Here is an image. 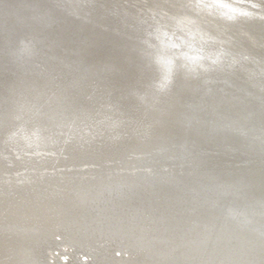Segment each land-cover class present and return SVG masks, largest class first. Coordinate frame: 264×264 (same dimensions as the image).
I'll list each match as a JSON object with an SVG mask.
<instances>
[{
  "label": "bare ground",
  "instance_id": "6f19581e",
  "mask_svg": "<svg viewBox=\"0 0 264 264\" xmlns=\"http://www.w3.org/2000/svg\"><path fill=\"white\" fill-rule=\"evenodd\" d=\"M136 147L179 155L157 174ZM0 182L54 250L74 229L106 264H264V0H0Z\"/></svg>",
  "mask_w": 264,
  "mask_h": 264
},
{
  "label": "rangeland",
  "instance_id": "374dc122",
  "mask_svg": "<svg viewBox=\"0 0 264 264\" xmlns=\"http://www.w3.org/2000/svg\"><path fill=\"white\" fill-rule=\"evenodd\" d=\"M60 21H65V19H61ZM124 39H125L126 42H129L128 40H126V38H124ZM128 45H129L130 49L132 47V51H135V50H138L139 49V48H133L132 44H128ZM134 55H135V57H134V59H135L137 55H141V54H134ZM131 59H133V58H131ZM136 70H138V72H142V70H141L140 67H138ZM136 77H138V76H136ZM138 87H141V86H138ZM134 89H136V87ZM164 100H170V99L169 98H164ZM165 117L167 119H169L170 116L167 115ZM178 124H180V123H178ZM179 126H181V124ZM137 129H139V128H137ZM125 131H127L125 133L130 134L127 129H125ZM100 141H102V142H99L98 141L97 143L98 144H103V142H104L103 139L102 140L100 139ZM171 143H174L175 144V143H179V142L178 141H173ZM170 145H169V147H173L175 149L178 148V147H175V146H172V145L170 146ZM137 147L134 148V149H132V150H134L135 153L138 154L139 156L141 154L146 156V157L144 156V158L142 160H140V161H143V162H141V164L138 165V167L139 166H145V167L151 169L154 173H157V174L160 173L157 170V168H158L157 166L160 163L163 166H165V167H166V165H168L170 163L172 164V166H174L176 164V160L178 159L175 156L179 155L177 152H175V153L170 152L172 154H170V153L167 152V154H164V153H162V151H164V150H158V151H156V150H149V149L144 148V147H142V148L141 147L137 148ZM146 149H147V151H146ZM154 151H156V152H154ZM152 152L154 154L157 153V155H154L155 156V161H153V157H152L153 154H152ZM157 159H159L160 162L157 161ZM155 162H156V164H155ZM60 167H62L63 169L67 168V166H60ZM167 172H168V170H167ZM60 179H63V180L66 179V181H68V180L72 181V179H74V181H72L71 184H68V188L70 190H75V189L77 190L78 189L77 191L79 193H81V191L84 189L83 188V185H79L77 187L78 183H80V182H78L77 180H75V178H72L70 176H66L65 175V177H61ZM60 179L58 178L57 180L59 181ZM58 181L56 183H58ZM15 185H19V184H13V183L10 182L9 185L6 186L5 183L0 182V195H3V194L6 195L5 193L7 191H9V190H16V189H14ZM96 187H97L96 190L98 191V189L100 188L99 185L96 186ZM35 189H37V193H35ZM32 190L37 195H40V194H45V195L47 194L48 195V194H51V192L53 191L52 190V187H50L46 183L45 184H42L40 181H38L37 185ZM96 190H94V191H96ZM117 190H118L117 191L118 193L116 192L117 195L122 194L119 191V189H117ZM121 190L123 192L125 191V193H126V190L127 189L126 188H123ZM41 191H43L44 193L43 192L41 193ZM55 191L56 192H59L57 190H55ZM54 194H56V193H54ZM89 194H92V193H89ZM62 197L69 198V196L66 195V192H64V193H62V195H60V198H62ZM74 197L71 198V199H76ZM74 201H73V203H74ZM63 202H65V201H63ZM71 204H72V201H69V202L65 203L66 206H70ZM80 212H82L84 214L83 211L80 210ZM6 221H7V219H3L0 216V263H2V262L5 263L3 258L5 256L4 254L7 252L8 249L12 250V252L10 253L11 254L10 256H12V257L15 256V258L17 260H19V262H20V263H16V261H14L15 262L14 264H45V262H43L44 261V251L45 250H48V252H49V255L48 256L54 255V253H55L57 255V257L59 259H61L62 261L65 259L63 262H65V263L67 262V264H74L75 256H79V255H80V257H79L80 259L83 257L82 260L83 259L84 260L85 259L86 260H90L89 257H88V255H87V253H85L84 251H81V252L80 251H77V250H80L82 248H85V250L88 249V250L92 251L93 253L94 252L97 253V255H95V258H96V262L98 260V263L91 262L90 264H106V262H107V260H105V262L103 260H104V257L106 255L109 256V253L108 254L107 253H101L99 251V248H102V247L105 248L106 247L104 242H101L100 243V245H99L100 247H98V246H91V245H88L87 243H84L82 245H80V243H70L69 246L71 248H69L68 249V252H67L66 248L64 247L65 240H66V238L68 239V236H71L70 234L72 232L75 233V230L74 229L72 230L71 233L69 231L68 234H67V232L61 233V235H62L61 236V239H62L63 243L60 244V245H58V247L56 248V250H54V249H52V247H51L52 244L49 241L50 235L47 234V231L50 232L51 230L50 229L47 230L46 229L47 228L46 226H44V227H41L40 226L41 228H40V231L39 232H42L41 233V236L39 238H37V239H34L33 237H35V235L38 233V230H36L37 227L33 228L32 226H26L27 227V229H26L23 226H21L20 223H19L20 224V226H19L18 224L14 223L11 220H10V223H12V224L9 227V224H8V221L9 220L7 222ZM78 228L79 227H76L75 229H78ZM28 229L30 231H33L34 232V234H31V235H33V237L29 236L28 233L26 232V231H28ZM88 236H89V241H90V239L92 240V239H94L96 237V234L93 235V233H91ZM88 236H86L85 238H87ZM114 241H116V243L111 244V247L121 248V249H118V250L120 252H125V254L128 255V253L126 252V250L128 251V249L127 248L125 249V246H127V245L124 244L123 245L124 248H123L122 245L120 244L121 243L120 240L117 239V240H114ZM23 243H26V244H23ZM35 244H36V246H35ZM60 247H63L64 250L58 251V250H60ZM136 251H137V253H139L140 255H142V257H143V255L146 256V254L144 252L138 251V250H136ZM63 253H69V254L66 255V254H63ZM51 257H54V256H51ZM53 260L55 261L54 258H53Z\"/></svg>",
  "mask_w": 264,
  "mask_h": 264
}]
</instances>
